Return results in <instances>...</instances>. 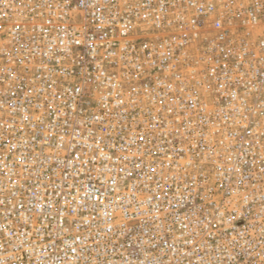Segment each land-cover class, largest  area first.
I'll use <instances>...</instances> for the list:
<instances>
[{
	"label": "built area",
	"instance_id": "built-area-1",
	"mask_svg": "<svg viewBox=\"0 0 264 264\" xmlns=\"http://www.w3.org/2000/svg\"><path fill=\"white\" fill-rule=\"evenodd\" d=\"M0 264H264V0H0Z\"/></svg>",
	"mask_w": 264,
	"mask_h": 264
}]
</instances>
